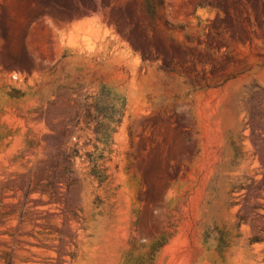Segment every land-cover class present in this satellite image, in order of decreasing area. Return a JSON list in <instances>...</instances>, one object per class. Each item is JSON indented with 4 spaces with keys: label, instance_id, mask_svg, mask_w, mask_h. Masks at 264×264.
<instances>
[{
    "label": "rangeland",
    "instance_id": "374dc122",
    "mask_svg": "<svg viewBox=\"0 0 264 264\" xmlns=\"http://www.w3.org/2000/svg\"><path fill=\"white\" fill-rule=\"evenodd\" d=\"M263 178L264 0H0V264H264Z\"/></svg>",
    "mask_w": 264,
    "mask_h": 264
},
{
    "label": "trees",
    "instance_id": "16d2710c",
    "mask_svg": "<svg viewBox=\"0 0 264 264\" xmlns=\"http://www.w3.org/2000/svg\"><path fill=\"white\" fill-rule=\"evenodd\" d=\"M78 156V151L75 150L72 153H69L65 156L64 158V162L66 163V167H65V171L63 172L64 175H59L61 174L59 171H57L58 169L55 170L54 173V181L52 182V186L56 187L57 183L61 182L62 180V176H68L67 178L71 181V183H69V185H71L73 183V181H75L76 179H73V177H70V174H72V167L74 166V163L76 161V157ZM91 164L93 165V168L91 170L90 175L94 176L95 178L99 179L101 182H103V171L99 170V165L97 163V161L93 160L91 161ZM52 165L55 167L59 166V161H54L52 162ZM261 185H264V178L263 180L260 182ZM47 193H49V191H46Z\"/></svg>",
    "mask_w": 264,
    "mask_h": 264
}]
</instances>
